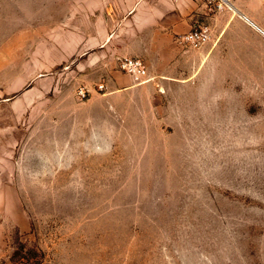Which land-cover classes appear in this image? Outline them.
I'll return each instance as SVG.
<instances>
[{
	"label": "rangeland",
	"instance_id": "374dc122",
	"mask_svg": "<svg viewBox=\"0 0 264 264\" xmlns=\"http://www.w3.org/2000/svg\"><path fill=\"white\" fill-rule=\"evenodd\" d=\"M110 1L0 0V264H264V36L206 25L160 88Z\"/></svg>",
	"mask_w": 264,
	"mask_h": 264
},
{
	"label": "crops",
	"instance_id": "0c3cea01",
	"mask_svg": "<svg viewBox=\"0 0 264 264\" xmlns=\"http://www.w3.org/2000/svg\"><path fill=\"white\" fill-rule=\"evenodd\" d=\"M109 4L112 15L108 18L114 21L115 30L107 32L104 46L114 40L121 42L118 54L141 58L160 88L170 85V80L186 78L180 71H189L192 59L199 62L207 51L183 50L174 42L176 35L199 25H209L213 34L231 22H245L264 33V25L255 14L236 3L222 12L212 11L205 0H112Z\"/></svg>",
	"mask_w": 264,
	"mask_h": 264
},
{
	"label": "built area",
	"instance_id": "2783aa9c",
	"mask_svg": "<svg viewBox=\"0 0 264 264\" xmlns=\"http://www.w3.org/2000/svg\"><path fill=\"white\" fill-rule=\"evenodd\" d=\"M223 0H206L209 5H214L216 8H221ZM264 4V0H261ZM209 28L206 25L193 27L190 31L184 34L176 35L174 42L183 48L198 49L207 43L209 39ZM120 69L130 75L134 80L141 81L147 76V70L144 63L136 58H123L120 61Z\"/></svg>",
	"mask_w": 264,
	"mask_h": 264
},
{
	"label": "bare ground",
	"instance_id": "6f19581e",
	"mask_svg": "<svg viewBox=\"0 0 264 264\" xmlns=\"http://www.w3.org/2000/svg\"><path fill=\"white\" fill-rule=\"evenodd\" d=\"M241 17H242V16H241ZM243 19H244V17H243ZM258 31H260V28H258ZM260 32H261L262 35H264V33H263L262 31H260Z\"/></svg>",
	"mask_w": 264,
	"mask_h": 264
}]
</instances>
